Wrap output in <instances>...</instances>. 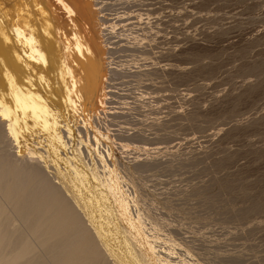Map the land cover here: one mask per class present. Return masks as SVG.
<instances>
[{"label": "rangeland", "instance_id": "obj_1", "mask_svg": "<svg viewBox=\"0 0 264 264\" xmlns=\"http://www.w3.org/2000/svg\"><path fill=\"white\" fill-rule=\"evenodd\" d=\"M94 2L105 70L113 71H105L106 112L84 113L76 125L83 137L75 127L72 146L65 141L67 163L45 165L60 172L123 264H211L200 251L216 250L224 264H264V0ZM175 154L188 158L174 160ZM127 160L133 172L123 170ZM68 163L80 171L69 172ZM193 181L203 193L197 204L210 201L225 220L246 215L237 230L198 223L182 230L178 214L166 215L169 205L188 204L176 187Z\"/></svg>", "mask_w": 264, "mask_h": 264}, {"label": "bare ground", "instance_id": "obj_2", "mask_svg": "<svg viewBox=\"0 0 264 264\" xmlns=\"http://www.w3.org/2000/svg\"><path fill=\"white\" fill-rule=\"evenodd\" d=\"M101 39L94 0H0V264H123L114 251L104 245L97 227L93 225L91 213H87L76 201L77 196L69 192L62 175H57L60 172L54 174L53 165L48 164L53 173L45 165L50 160H54L52 163L58 160L66 164L67 146L73 144L72 139H75L77 132L83 134L80 132L84 128L82 124L81 130L76 125L83 123L82 117L87 115L84 113L103 111L106 107V88L109 84L106 79L109 75L105 71L109 72V69L105 70L106 51ZM134 50L132 54L137 53ZM59 133L61 138L58 137ZM41 140L47 141V148L43 147L45 145L41 147ZM100 147L104 149V146ZM81 148L84 151V146ZM103 149L100 150L102 153L109 150ZM172 157L185 161L188 155L175 154ZM76 167L70 164L69 172L77 171L79 167ZM172 167L167 171L173 170ZM128 169L133 172L130 162L123 170ZM80 176L83 177L82 174ZM194 181L176 187L175 195L188 204L181 206L173 203L168 206L166 215L169 212L178 214L174 218L179 217V223L176 222L181 227L198 223L205 230L216 227L236 229L240 217L246 215L239 214L234 220H225L221 217L220 209H216L210 201L197 204L195 200L202 191H199L201 188L198 190ZM249 225L256 227L253 223ZM184 227L181 229H187ZM213 240L218 239L215 237ZM188 241H184L186 247H191ZM249 246L246 245V249ZM200 253L202 256L199 257L211 264L225 262L219 250L209 255L203 251ZM228 255L244 254L231 252Z\"/></svg>", "mask_w": 264, "mask_h": 264}]
</instances>
